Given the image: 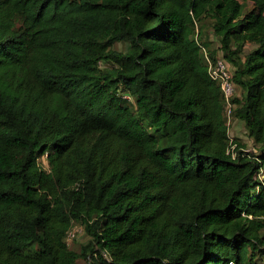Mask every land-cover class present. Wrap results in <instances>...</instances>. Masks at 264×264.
<instances>
[{
	"label": "trees",
	"instance_id": "16d2710c",
	"mask_svg": "<svg viewBox=\"0 0 264 264\" xmlns=\"http://www.w3.org/2000/svg\"><path fill=\"white\" fill-rule=\"evenodd\" d=\"M263 167L264 0H0V264L264 263Z\"/></svg>",
	"mask_w": 264,
	"mask_h": 264
},
{
	"label": "built area",
	"instance_id": "2783aa9c",
	"mask_svg": "<svg viewBox=\"0 0 264 264\" xmlns=\"http://www.w3.org/2000/svg\"><path fill=\"white\" fill-rule=\"evenodd\" d=\"M202 48L205 52L206 61L208 64V70H209L211 77L220 83L224 102H225V107H226L228 124L230 127V124L232 122H235L233 119V110L235 107L233 98L237 92L236 84L233 82V73H232L231 66L223 58L212 59L207 53L206 48L205 47H202ZM236 146L237 144L232 142L230 149H229V151L232 152L234 156L236 155L235 153ZM244 150L246 153H249L250 151V149L246 147L244 148ZM260 177H261V174H260ZM78 232H79V228L77 226L71 227L69 231L67 232L66 242L69 243L70 241H72L77 236ZM260 264H264V263L261 262Z\"/></svg>",
	"mask_w": 264,
	"mask_h": 264
},
{
	"label": "rangeland",
	"instance_id": "374dc122",
	"mask_svg": "<svg viewBox=\"0 0 264 264\" xmlns=\"http://www.w3.org/2000/svg\"><path fill=\"white\" fill-rule=\"evenodd\" d=\"M248 8H253V4L252 3L251 4H245V9H248ZM208 25L209 24L207 23L206 26H208ZM207 32H209V31H207ZM208 39H209V36H208ZM202 41H203L204 45L206 46V48L209 50V45L207 44L206 40L204 42V40L202 38ZM210 42H212V44H213L216 41H210ZM212 44H211V46H212ZM251 47H253V46L248 45L246 48L247 51ZM114 48H116L118 50H126L127 48H129V44L127 42H117V43H115ZM229 132H230V135L233 139L237 138L241 143L246 144L245 147L250 149L249 152L252 155L254 154V152H255V150H253L254 142L248 136V133H247L245 126L242 123L241 124L239 123V120H237V122L235 121V122H232L230 124ZM237 133H239V135H237ZM261 177L264 178V167L262 169ZM73 226H77L79 228V232H78L77 236L75 237V239H73L72 241H70L68 243V246L71 249L79 252L81 247L90 240V236L87 234L85 227H84V224L82 222L76 221V222H74ZM81 262L84 264V261L81 260Z\"/></svg>",
	"mask_w": 264,
	"mask_h": 264
},
{
	"label": "crops",
	"instance_id": "0c3cea01",
	"mask_svg": "<svg viewBox=\"0 0 264 264\" xmlns=\"http://www.w3.org/2000/svg\"><path fill=\"white\" fill-rule=\"evenodd\" d=\"M252 2L251 1H247V2H245V4H251ZM210 39H212V38H210ZM237 122V121H236ZM239 123L241 124L242 122L241 121H239ZM243 124V123H242ZM236 125V124H235ZM244 125V124H243ZM234 128V127H233ZM234 130V129H233ZM237 135H239V133H237Z\"/></svg>",
	"mask_w": 264,
	"mask_h": 264
}]
</instances>
